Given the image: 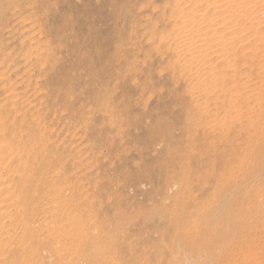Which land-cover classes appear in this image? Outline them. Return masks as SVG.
I'll return each mask as SVG.
<instances>
[{"label": "rangeland", "instance_id": "1", "mask_svg": "<svg viewBox=\"0 0 264 264\" xmlns=\"http://www.w3.org/2000/svg\"><path fill=\"white\" fill-rule=\"evenodd\" d=\"M254 1L239 102L176 41L212 1L0 0V264H264Z\"/></svg>", "mask_w": 264, "mask_h": 264}, {"label": "bare ground", "instance_id": "2", "mask_svg": "<svg viewBox=\"0 0 264 264\" xmlns=\"http://www.w3.org/2000/svg\"><path fill=\"white\" fill-rule=\"evenodd\" d=\"M212 1V3H211ZM261 1V0H260ZM200 2V1H199ZM208 2L211 3L210 8H208V10H205L202 7L200 8H196V9H187V10H180V13L178 15V22L175 23V27H176V41L177 44L179 46V48L181 49V52H183L184 55H187L189 57H187L188 62L191 64V66H194L193 64H197V63H202L201 68L203 69V71H205L206 69H208V67L212 64V61H207L210 58H212L211 56L215 57V62L220 63L221 64H227L229 65L228 68L229 70L231 69V73L233 72L234 74H229L228 72H226L225 70L222 73H212V79L214 81V84L216 82V86L217 87H221L222 89L225 86H228L229 84L235 85L234 89L235 92H231L230 94L234 97H236V99L240 102L241 100H244V96L243 94H241L240 91V82L238 81V76L242 75V70L240 69V67H238L239 64H241L242 62H245L247 64V57H249L248 54H245V52L249 51L247 50V45L243 46L239 42V44L241 46L240 49H236V55L234 54V56H232L231 53V49L233 48V46L236 44L237 40L242 41L243 40V36L240 37L239 34H241V32L243 31L242 29H255L257 28L256 26V19L258 17H256L255 19L251 18V14H252V10L250 9V4L251 3H255V5H260L259 2H255L254 0H228L227 3H224L223 0H208ZM207 2V3H208ZM226 2V1H225ZM259 3V4H258ZM263 3V2H262ZM206 4V3H205ZM256 5V6H257ZM264 5V4H263ZM262 5V7H263ZM254 6V5H253ZM252 8V7H251ZM206 12H205V11ZM264 10V8L262 9ZM252 11V12H251ZM258 13V12H257ZM259 14V13H258ZM257 14V15H258ZM215 18H222V20L220 21H216L218 19L215 20ZM260 18V16H259ZM258 18V19H259ZM257 19V20H258ZM215 20V21H214ZM229 20V21H228ZM230 22L232 23L235 27H233L234 29L232 30L231 28H229V24L226 22ZM259 21V20H258ZM261 22V20H260ZM259 23V22H258ZM264 23V22H263ZM228 26V28H227ZM259 27V26H258ZM240 28V29H239ZM231 29V30H230ZM228 30H230L228 32ZM241 30V31H239ZM226 31L228 33H226ZM259 32V30H258ZM175 33V32H173ZM260 33V32H259ZM258 33V35H259ZM251 34V33H250ZM261 34V33H260ZM243 35V34H241ZM259 38V37H258ZM225 39V40H224ZM262 40V39H261ZM260 40V41H261ZM255 41V40H254ZM259 42V41H258ZM244 43V40H243ZM246 43V42H245ZM256 44V43H255ZM238 45V44H237ZM253 45V44H252ZM260 46V45H259ZM178 48V49H179ZM236 48V47H235ZM247 48V49H246ZM252 49V48H251ZM234 50V49H233ZM247 50V51H246ZM258 50V49H257ZM234 52V53H235ZM233 53V52H232ZM208 58V59H207ZM252 59L255 60L254 55L251 56ZM229 59L231 61H229ZM251 60V59H250ZM238 61V62H237ZM187 62V60H186ZM250 62V61H249ZM188 63V64H189ZM186 64V63H185ZM215 64V63H214ZM213 65V64H212ZM219 65V66H220ZM223 65V66H224ZM255 65V64H253ZM251 65V66H253ZM196 66V65H195ZM215 66V65H214ZM247 66V65H246ZM200 68V65L198 66ZM213 67V66H212ZM195 69V68H194ZM201 69V70H202ZM218 69V68H217ZM247 69V68H246ZM253 69V67H252ZM216 70V69H213ZM210 70V71H213ZM228 70V69H226ZM251 70V69H250ZM249 71V70H247ZM198 72V71H197ZM209 72V71H208ZM203 73V72H202ZM206 73V71H205ZM256 73V72H255ZM204 75V74H203ZM202 75V76H203ZM209 75V74H208ZM200 76V74L198 75ZM209 76V77H211ZM206 77V74H205ZM198 79V78H197ZM207 79V77L205 78ZM199 80V79H198ZM204 81V79H201V81ZM210 81V80H209ZM200 82V81H199ZM229 82V83H228ZM198 83V82H197ZM207 83V82H206ZM228 83V84H227ZM244 84V83H243ZM203 85V84H202ZM200 86V85H199ZM214 86V85H213ZM241 87V86H240ZM253 87V86H252ZM225 90V89H224ZM232 89H230L231 91ZM207 91V90H206ZM229 91V90H227ZM234 91V90H233ZM250 91V90H249ZM216 94V93H215ZM222 94L224 95L222 98L219 95V99H221L220 104L222 106H225L226 103L229 102V99L226 97L224 91H222ZM221 94V95H222ZM211 95V94H210ZM232 99V97H231ZM235 100V98H233ZM228 100V101H227ZM219 104V103H218ZM229 104V103H228ZM219 105V106H221ZM235 106V105H234ZM217 107V106H216ZM229 107V106H228ZM220 108V107H219ZM235 108H233L234 110ZM219 110V109H218ZM228 110V108L226 109ZM225 110V111H226ZM232 110V109H231ZM242 110V109H241ZM238 111V110H237ZM233 112V111H232ZM236 112V111H235ZM243 112V110H242ZM229 113V112H228ZM238 114V113H237ZM226 116H228V114H226ZM225 116V117H226ZM236 116V115H235ZM243 116V115H242ZM231 117V116H230ZM229 117V118H230ZM234 117V116H233ZM228 118V117H227ZM232 119V118H231ZM230 119V120H231ZM229 121V119H228ZM229 126V125H228ZM231 128V127H230ZM229 129V128H228ZM234 129V128H233ZM229 131V130H228ZM232 131V130H231ZM15 132V131H14ZM231 133V132H230ZM2 183V182H1ZM3 184V183H2ZM4 189V188H3ZM36 190V189H35ZM34 190V191H35ZM36 193V192H35ZM6 194V193H5ZM41 194V192H40ZM4 195V194H3ZM26 195V194H25ZM24 195V196H25ZM32 195V194H31ZM37 195V194H36ZM35 195V196H36ZM34 196V197H35ZM25 200V199H24ZM9 201V200H8ZM23 202V200H22ZM35 204V203H34ZM2 205V204H1ZM10 205V204H9ZM13 205V204H12ZM24 205V204H23ZM31 205V204H30ZM37 205V204H36ZM35 205V206H36ZM29 206V205H28ZM25 207V206H24ZM3 208V207H2ZM36 208V207H35ZM37 210V209H36ZM0 212L1 209H0ZM24 212V211H23ZM38 212V211H37ZM27 214V213H26ZM24 215V214H23ZM40 215V214H39ZM9 216V215H8ZM26 216V215H25ZM6 218V217H4ZM26 218V217H25ZM38 221V220H37ZM33 223V222H32ZM34 224V223H33ZM37 224V223H36ZM37 226V225H36ZM26 229L25 231L28 233L29 231V236H25L24 234V238H25V242H27L28 245H34V244H40L41 245V241L42 240H38V238L36 237V233H35V229L31 228L30 226L27 227L25 226ZM1 229L3 228V224L2 227H0ZM23 228V227H22ZM6 229L4 228L3 231H5ZM23 230V229H22ZM41 231V230H40ZM6 233V232H5ZM66 233V232H65ZM5 235V234H4ZM42 235V234H41ZM39 237V236H38ZM42 239V238H41ZM10 241V240H9ZM7 241V243L9 242ZM68 241V240H67ZM14 242V241H13ZM60 242V241H59ZM25 244V243H24ZM17 249V248H16Z\"/></svg>", "mask_w": 264, "mask_h": 264}]
</instances>
